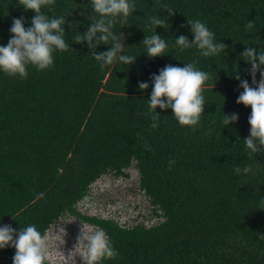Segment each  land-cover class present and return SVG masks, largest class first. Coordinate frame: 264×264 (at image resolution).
<instances>
[{"label":"trees","instance_id":"trees-1","mask_svg":"<svg viewBox=\"0 0 264 264\" xmlns=\"http://www.w3.org/2000/svg\"><path fill=\"white\" fill-rule=\"evenodd\" d=\"M133 2L136 11L112 31L125 38L122 54L137 57L134 64L117 61L101 69L87 42L73 39L99 19L90 0H55L42 12L67 19L69 49L55 51L53 65L43 71L29 65L27 79L0 71V226L19 232L35 225L43 235L67 214L88 220L102 227L117 252L101 264H264V151L249 158L243 139L250 135L251 108L236 103L243 89L235 79L238 70L253 86L241 54L244 43L264 51V0ZM160 5L175 13L165 28L155 29L168 48L153 59L141 42L152 34L151 16L167 17ZM34 16L18 0H0V46L12 36L14 18L23 17L29 28ZM196 19L227 49L205 57L195 47H175L181 35L193 39L187 20ZM249 21L254 27L246 30ZM187 63L212 76L204 85L199 124L181 126L170 108L159 107L160 118L153 121L151 77L166 65ZM140 82L148 89L140 91ZM224 113H238L239 119L224 128ZM132 165L154 213L164 220L122 228L78 211L97 178L128 175ZM247 165L248 174L234 171ZM14 254L12 247L0 249V264H13Z\"/></svg>","mask_w":264,"mask_h":264},{"label":"clouds","instance_id":"clouds-1","mask_svg":"<svg viewBox=\"0 0 264 264\" xmlns=\"http://www.w3.org/2000/svg\"><path fill=\"white\" fill-rule=\"evenodd\" d=\"M90 2L93 11L99 15V19L90 23L83 35L77 33L73 37L75 44L87 42V46L91 49V55L99 62L101 69L113 65L117 61L126 66L134 64L137 57L122 54L125 51V38L122 40L121 36L116 35L112 29L121 17L126 19L136 11V4L133 0H90ZM18 3L25 11L34 12L35 16L31 19V27L29 28H25L23 17L13 19L10 28L12 36L6 46H0V71L9 77L27 79L29 65L43 71L53 65V53L55 51L64 52L69 49L65 40L67 19L64 16L50 18L42 12L43 7L53 5L55 0H18ZM160 7L166 10L167 17L151 16L149 23L152 34L146 35L141 42L145 47V54L153 59L163 56L168 48L166 39L157 35L155 29L158 27L165 28L169 17L175 13L168 5H160ZM187 21L193 39L189 41L188 37L184 35L175 38V47L180 51L195 47L201 55L209 57L216 56L227 49L226 44L215 40L214 33L208 29L205 23L199 19ZM253 27L252 21L245 25L246 30ZM109 41L112 44L108 51H96L98 45H107ZM244 44L246 47L241 54V59L250 65L249 74L252 77L253 86H250L247 80H241L237 70L235 79L240 81V87L243 91L238 96L236 103L251 108V114L248 118L250 135L243 140L249 158L252 159L254 154L264 151V51L257 52L256 47L249 46L247 43ZM258 72L260 74L259 81L256 79ZM151 79L153 88L148 106L150 111L154 113L152 120L156 121L160 118L156 112L157 107L162 110L170 108L174 118L181 126H189L195 129L202 114H204V85L212 79L211 74L199 70L195 63H187L183 67L169 64L162 68L158 75L153 74ZM138 87L143 92L148 89L149 84L140 82ZM238 119V113L231 115L224 113L221 123L226 128L237 122ZM151 126L155 128L157 125L153 123ZM234 171L237 174L241 171L248 174L252 171V167L251 165H247L243 169L236 167ZM100 187L92 188V190L97 191ZM90 191L91 189L84 199L90 196ZM103 193H105V189L100 192V194ZM84 206L86 208L91 207L85 201ZM152 215L158 216L154 210ZM91 224L96 225L92 222ZM60 231L66 235L64 228H61ZM49 239L48 234L42 235L35 225L20 228L19 232L10 225L0 226V249L7 247L15 249L13 264H46V261L55 264L50 260L53 241ZM64 251L65 249L55 255L56 261L63 264H77L79 261L71 263L70 260V258L76 259L77 256L82 264H101L103 260L114 259L117 256L110 238L103 229H92L82 224L73 250L69 255H67V250ZM74 253L78 255L74 257Z\"/></svg>","mask_w":264,"mask_h":264},{"label":"rangeland","instance_id":"rangeland-1","mask_svg":"<svg viewBox=\"0 0 264 264\" xmlns=\"http://www.w3.org/2000/svg\"><path fill=\"white\" fill-rule=\"evenodd\" d=\"M126 174L116 175L112 172H108L101 177L97 178L90 187V196L84 199L80 206L79 212L83 215L96 216L105 219H111L122 225V228H128L126 226L136 225L138 223H148V219L154 215V206L150 203L148 196L140 188L139 185V171L135 165L125 169ZM100 187L99 190H92L95 187ZM105 189V193L100 194ZM91 201H88V200ZM84 201L88 206H84ZM81 224L89 228H101L91 224L88 220H82L76 216L70 217V214L65 215L47 230V234L52 239L53 244L51 246V258L55 264H63L56 261V256L61 250H67V255L73 250L76 243V238L80 233ZM147 225V224H146ZM64 228V232L60 231ZM65 235V236H64ZM64 251V252H65ZM78 255L74 253L75 257ZM71 263L82 264L80 258H70ZM5 262V261H3ZM1 264H3L1 262Z\"/></svg>","mask_w":264,"mask_h":264},{"label":"built area","instance_id":"built-area-1","mask_svg":"<svg viewBox=\"0 0 264 264\" xmlns=\"http://www.w3.org/2000/svg\"><path fill=\"white\" fill-rule=\"evenodd\" d=\"M165 218H162V217H156V216H154V217H152L150 220H149V222L148 223H146L147 224V226H153V225H156V224H158V221H160V220H164ZM120 226L122 227V225L120 224ZM133 226V225H132ZM131 226V227H132ZM126 227H130V226H126Z\"/></svg>","mask_w":264,"mask_h":264}]
</instances>
